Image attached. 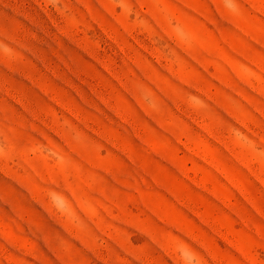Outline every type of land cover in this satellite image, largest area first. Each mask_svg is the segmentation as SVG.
<instances>
[{
  "label": "rangeland",
  "instance_id": "rangeland-1",
  "mask_svg": "<svg viewBox=\"0 0 264 264\" xmlns=\"http://www.w3.org/2000/svg\"><path fill=\"white\" fill-rule=\"evenodd\" d=\"M0 264H264V0H0Z\"/></svg>",
  "mask_w": 264,
  "mask_h": 264
}]
</instances>
